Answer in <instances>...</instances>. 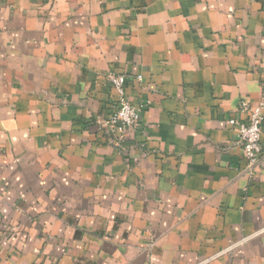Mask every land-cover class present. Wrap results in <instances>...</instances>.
<instances>
[{
	"label": "crops",
	"instance_id": "0c3cea01",
	"mask_svg": "<svg viewBox=\"0 0 264 264\" xmlns=\"http://www.w3.org/2000/svg\"><path fill=\"white\" fill-rule=\"evenodd\" d=\"M261 99L264 0H0V264H264Z\"/></svg>",
	"mask_w": 264,
	"mask_h": 264
},
{
	"label": "built area",
	"instance_id": "2783aa9c",
	"mask_svg": "<svg viewBox=\"0 0 264 264\" xmlns=\"http://www.w3.org/2000/svg\"><path fill=\"white\" fill-rule=\"evenodd\" d=\"M107 79L116 96L115 110L109 116L108 124L116 132L123 133L138 122L144 107L143 105L136 107L130 102L126 94L123 74L108 72ZM238 110L244 116L238 119H229L227 122L237 128V138L246 167L253 169L262 151L260 139L264 122V100L261 99L254 105L242 101ZM261 230L264 232V220Z\"/></svg>",
	"mask_w": 264,
	"mask_h": 264
}]
</instances>
